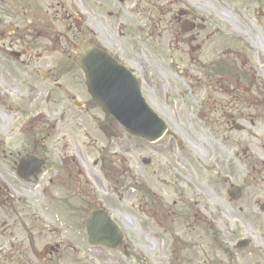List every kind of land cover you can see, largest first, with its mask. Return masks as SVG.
Listing matches in <instances>:
<instances>
[{
    "label": "flooded vegetation",
    "instance_id": "1",
    "mask_svg": "<svg viewBox=\"0 0 264 264\" xmlns=\"http://www.w3.org/2000/svg\"><path fill=\"white\" fill-rule=\"evenodd\" d=\"M30 4L18 5L29 34L16 24L15 40L0 43V264H264V0H225V39L194 0ZM82 43L135 77L167 125L159 139L131 135L92 98L75 63ZM150 59L187 79L190 102L168 99L165 89L180 96L174 81L156 100ZM71 128L92 141L96 128L115 160H86ZM122 134L141 152L112 144ZM116 149L131 158L117 162ZM91 210L123 239L90 244ZM127 216L138 224L116 220ZM65 219L79 220L84 243L64 233Z\"/></svg>",
    "mask_w": 264,
    "mask_h": 264
},
{
    "label": "rangeland",
    "instance_id": "2",
    "mask_svg": "<svg viewBox=\"0 0 264 264\" xmlns=\"http://www.w3.org/2000/svg\"><path fill=\"white\" fill-rule=\"evenodd\" d=\"M197 1V6L201 11H206L209 18L211 19L210 21H207L210 27L216 29L218 31V34L215 36L216 39H225V0H212V3L205 1L204 0H194ZM21 3H26L27 7H30V0H0V18L3 21L0 22V43L3 41H9L11 39L15 40V38H12L10 33L14 26L16 24H20L22 26V30L24 33L29 34L28 32V26H27V21L25 15H23V11L19 9V4ZM208 2L207 4H210V9L204 10L200 8L202 4ZM153 61L155 63L160 64V70H161V75L158 74L160 77V82L158 84H154V90L156 91L157 98L156 100H160V91L159 89L162 87V83L169 84L172 81L177 82V86L179 90H181L180 96H176L174 91L171 93H168L167 89H165V92L168 94V99L172 98H182L184 100H187V102H190L191 96L189 95V88L187 87L188 81L184 77L176 78L172 72L168 70L167 64L165 65L162 63L159 59H150V62ZM184 60H180V63L183 65ZM155 82V80L153 79ZM161 85L158 86V85ZM167 88V87H166ZM149 92V91H148ZM143 94H146V91L144 90ZM1 109L4 112L6 108L1 105ZM9 111H5V113H8ZM9 114H14V110L9 112ZM78 114H80L78 112ZM83 125L89 126L93 128V126L88 124L87 117H85V122L82 123ZM98 126V124H97ZM72 130V136L70 137V142L69 145L70 147H75L78 146L83 153H87L85 156L86 160H89L90 162L92 161V158L94 157H100L101 159L103 157L106 158L107 162L115 160L114 157H110V142L103 136L102 133H99L98 130L95 128L94 131L97 133L94 141L90 140L89 138L84 136V129H79V128H71ZM117 142V148H122L125 147L129 142H135L137 144V147L135 151H138L139 153L141 152V147H142V142L141 140H137L135 138L130 139V137L126 134H122L121 138H118V140H111L112 144ZM264 144V142H262ZM102 149V151H100ZM72 150V149H71ZM73 151V150H72ZM89 151L92 152V154H89ZM116 160L118 162V159L123 161H127L126 159L131 158L130 155H121L118 149H116ZM203 178H207L205 175H203ZM116 220L120 223L124 221H131L134 220L131 217H125L121 218L118 217ZM136 224H138V220H134ZM133 222V221H132ZM64 227L66 228V231L64 232L66 235H71L77 242L78 236L80 237V241L84 243L83 237H84V231L82 229V226L79 222L78 219H65L64 220ZM218 225V223H217ZM128 226V225H127ZM137 227H139L137 225ZM124 228V227H123ZM124 231L126 233V230L124 228ZM130 235L135 242H142L143 236L139 232H132L129 229ZM86 242V240H85ZM135 249V247H134ZM86 254L88 253V249L85 248ZM135 254L137 257H134L135 259H132L130 262L134 263L137 261V263L141 262V251H136L134 250ZM69 256L72 255V252L69 250L68 252Z\"/></svg>",
    "mask_w": 264,
    "mask_h": 264
},
{
    "label": "water",
    "instance_id": "3",
    "mask_svg": "<svg viewBox=\"0 0 264 264\" xmlns=\"http://www.w3.org/2000/svg\"><path fill=\"white\" fill-rule=\"evenodd\" d=\"M78 53L80 57L76 62L86 72L88 89L92 96L100 102V91H109L110 83L102 89L97 85L96 78L108 75L96 68L113 67V65L107 60V54L94 46H81ZM114 89L113 95L107 97L109 102H114L113 105H102L103 109L115 114L130 133L152 140L159 137L165 128V123L146 104L138 85L128 88L126 93L122 90L121 81L118 80V85ZM98 213L99 211H92L87 222L89 241L92 243L103 242L99 239L100 231L97 229V221L102 219L97 215Z\"/></svg>",
    "mask_w": 264,
    "mask_h": 264
}]
</instances>
